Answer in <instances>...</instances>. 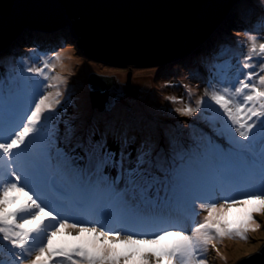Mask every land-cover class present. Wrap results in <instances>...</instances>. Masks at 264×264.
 Instances as JSON below:
<instances>
[{"label": "snow or ice", "instance_id": "obj_1", "mask_svg": "<svg viewBox=\"0 0 264 264\" xmlns=\"http://www.w3.org/2000/svg\"><path fill=\"white\" fill-rule=\"evenodd\" d=\"M248 36L235 82L211 84L207 100L175 109L186 116L212 109L227 146L209 140L190 151L172 144L171 163L151 140L127 167L125 154L117 161L102 139L73 143L69 133L61 144L53 121L63 81L49 75L55 65L47 60L27 71L57 83L34 81L23 99L0 92V256H8L0 264H206L214 239H247L248 223L259 227L253 212L264 211V42ZM253 54L261 58L255 65ZM108 167L116 176L105 174ZM256 183L259 192L217 196ZM248 205L241 227L231 228L225 209ZM182 207L207 215L197 222L198 213L184 216ZM152 223L168 227L150 235L137 230ZM61 234L69 239L58 240Z\"/></svg>", "mask_w": 264, "mask_h": 264}, {"label": "rangeland", "instance_id": "obj_2", "mask_svg": "<svg viewBox=\"0 0 264 264\" xmlns=\"http://www.w3.org/2000/svg\"><path fill=\"white\" fill-rule=\"evenodd\" d=\"M233 11H230L225 20L217 27L215 33L203 46L187 57L168 64L144 67L112 66L86 56L87 63L85 64L87 65L75 67L74 71L70 73L69 79L67 78V81H65L66 87H68L67 84L69 83L72 88L70 92L72 96L70 97L73 98L65 96L60 97L61 105L57 108L58 116H56L53 121L62 143L64 142L66 132L67 134L71 132L70 134L74 137L73 143L88 140L89 136L86 135L88 130L92 128L94 115H102L105 113L108 119L112 120V113L117 108L123 111L127 107L131 110H128L127 114H125V116L128 115V118L134 117L139 120L145 114L154 123L157 119H162L161 124L163 126L177 129L181 135H176V137L182 139L187 146L193 147L195 151L197 143H205L209 140L227 146L223 143L226 140L217 134L222 128L221 118L217 116L212 109L202 108L197 116L195 114L191 116L181 115L179 112L175 111V109L183 108L188 105L195 107L196 102L201 98L207 100L205 92L206 90H211V84H218L219 86L218 82H235L236 78L239 76L238 66L251 48V41L248 36L249 32L257 36V45L264 42V0H241L235 5ZM32 38H39V36L33 35L32 37H28V42L13 46L10 52L16 55H7L0 58V60L8 61V59L13 57V61H20L23 66L25 63L28 67H42L43 61L45 60L50 64H55L56 55H69L70 53H67L68 50L73 52L72 57L81 58L82 52H80L76 46L74 38L62 41L53 49L47 50V52H42V47H39L38 43H35L43 42L44 44V41L39 38L38 41H34L33 43L31 41ZM260 59L258 55L253 54L250 63L255 65ZM1 61L0 65L2 66ZM57 62H59V60H57ZM66 63L67 62H64L62 65ZM100 65H102L104 69H108V71L102 69V67L100 70H97V67ZM95 66L96 68H94ZM100 71L104 72L106 75L116 77L118 80L117 89L119 93H121V98L109 112H100L98 109L94 108V110L97 111H95L93 117L86 119L80 127L79 124L83 122V117L79 118V115L76 113V105H81V102L76 98L75 90L85 87L86 97H89L90 100L88 88L89 76L93 72L99 73ZM0 72V92L8 94L10 93V84L8 80L12 78V75L4 69L0 70ZM58 72H60V70L58 64H56L54 70L49 73V75L56 77ZM29 74L32 78L35 77L34 74ZM129 74L131 75L130 85L128 84ZM260 74L264 75V72ZM38 78H40L38 80H40L42 84L56 83L55 80L44 81L41 77ZM32 80L35 81V78ZM33 87L34 84L32 87L19 84L12 93L18 95L20 99H23ZM56 90V88L44 89V91L52 92ZM111 91L113 92V99L114 97H118V93L116 95L114 89ZM164 94L167 95L166 97L171 96V99L163 105L162 95ZM90 106L92 107L91 102ZM213 107L215 108L216 106ZM72 114H74V118L77 115V120L71 118V120L68 121L67 118H69V115L72 116ZM223 119L226 120V117ZM59 121L62 122L59 123ZM129 122V125H127L129 130L133 131L131 132L133 137L125 148L123 147V138L114 137L112 135L108 136L105 143L107 149L117 155V161L120 160L122 153L128 156L130 154L131 159L129 158L128 161H125V167H127L129 163L134 162L136 152L139 146L144 142V138H141V135L136 133L134 129V120H129ZM113 123H115L114 119L111 126L115 125L117 128L116 124ZM179 126L183 127L182 131L181 129L179 130ZM138 128H140V126ZM186 128L187 130H194L197 133V140H190L188 138ZM75 133L76 135L74 136ZM103 134V132L95 130L91 135L93 136V140H101ZM169 140L170 139H167L165 141H168V145L164 147L166 145L164 144L160 148V152L162 155L166 154L171 163L173 153L172 147L170 146L172 143L169 142ZM81 163H83V161ZM194 165L195 162L193 167L196 168ZM111 169L114 174L110 175L108 173L110 170L109 167L105 169V174L116 176L118 169L112 167ZM237 208H235V211ZM196 210L198 212L197 222H202L207 212L199 208H196ZM253 217L259 227L256 226L253 230L247 231L248 234H246V237L248 236L249 238L242 239V241L240 237L237 236H224L223 238L214 239L208 245L204 253L203 258L206 260V264H236L243 257L258 251L264 245V211L253 212ZM188 227H191V222ZM73 235H75V233H73ZM57 238L59 240L69 239L63 234ZM237 244L240 246V250H238L237 253H233ZM31 258L32 257H29V259ZM24 264H27V261H25Z\"/></svg>", "mask_w": 264, "mask_h": 264}, {"label": "water", "instance_id": "obj_3", "mask_svg": "<svg viewBox=\"0 0 264 264\" xmlns=\"http://www.w3.org/2000/svg\"><path fill=\"white\" fill-rule=\"evenodd\" d=\"M241 0H0V52L24 29L72 27L87 57L125 67L164 65L205 44ZM131 75L129 74V85ZM116 77L91 73L92 107L111 111ZM236 264H264V245Z\"/></svg>", "mask_w": 264, "mask_h": 264}, {"label": "bare ground", "instance_id": "obj_4", "mask_svg": "<svg viewBox=\"0 0 264 264\" xmlns=\"http://www.w3.org/2000/svg\"><path fill=\"white\" fill-rule=\"evenodd\" d=\"M67 29L72 30V27L69 25V26H67ZM39 38H41V40L43 38L46 39V36L45 37H39ZM48 39H50V38H48ZM75 41H76L75 42L76 46L79 47L78 40L75 39ZM37 43H38L39 47L44 46V44L42 42H37ZM42 50H43L42 52L46 51L44 49H42ZM67 53H70V54L69 55L62 54L59 56L60 57L59 62H57V60L54 61V63H55L54 65L58 64V68L60 70V72H58L56 74V77L62 78V81H63V82L59 83V90L63 93V95L61 97L72 96V95H70L72 88H71L69 83L67 84L68 87H66L65 81H67V78L69 79L70 73L74 71V68L78 67V66H86L83 59L72 57L73 52L71 50H68ZM24 62H26V61H24ZM64 62H67V63L62 65ZM104 64L112 65V66H120V65H113V64H109V63H104ZM16 65H17V63H15L14 61H8L7 62V66L13 67ZM101 67H102V69H104L103 66L100 65L99 67H97V70H100ZM94 68H96V66ZM104 70L108 71V69H104ZM93 73H96V72H93ZM99 74H105V73L100 71ZM20 77L21 78L19 80L21 83H23L24 85L32 87L33 84L27 83V82H32V81L28 80V78H30V75L28 74V72L27 73L21 72ZM37 80H38V78L35 77V81H37ZM56 83H57V81H56ZM117 85H118V80L116 79V85L114 87H112L111 89L118 90ZM75 94H76V98L79 99L78 101L81 102V105L79 107H77V109L79 110L78 113L80 112L82 114V116L85 117V119H88V117H93V114H91V109L89 108V105L87 103L85 87H81V89H76ZM16 96L20 99V97L18 95H16ZM166 96H167L166 94L162 95L163 105L165 102H167L168 100L171 99V96H168V97H166ZM126 108L123 111H121L120 108H117L112 113L113 119L115 121V123H113V124H116L117 128L115 127V125L111 126L113 119L109 120L105 113H103L102 115H99V114L94 115L93 121H92L93 122L92 128H90L88 130L86 136H89V138H91L93 140V136L91 135L92 132H94L95 130H99V131L104 133L103 139H102L104 143H105L107 137L112 135L114 137L123 138V147L125 148L126 145L129 143V141L133 137V134L131 133L133 131L129 130V128H128V125L130 123L129 120H134V122H135L134 129L136 130V133H139V135H141V138H144V141L145 140H151V141H154L156 144H158L159 134H161V135L167 136V138L170 139L169 142H171L172 144H175L177 147H184L190 151H195L193 149V147L187 146L186 143L182 139L177 138L176 135H174V133H173L174 129L173 128L163 126L161 124L162 123L161 119L155 121V123H154L145 114L139 120L134 118V117L128 118V115L125 116V114H127L128 110L129 111H131V110L129 108H127V109ZM194 114L197 116L199 114V112L194 113ZM45 115H47V113ZM127 118H128V120H127ZM81 126L82 125H80V127ZM139 126H140V128H138ZM197 136L198 135L196 132L189 131V137L192 138L193 140H197ZM165 144L166 145L164 147H166L168 145V141L165 142ZM124 160L125 161L129 160L127 154L124 155ZM194 166H197V168H199L201 165L198 162H195ZM242 186H244V185H242ZM251 207H252V205L244 206L243 208L238 206L236 211H235V209H233L231 211H228L227 209H225V211L227 212L226 219L229 222V226L233 229L241 227V222L244 220V211L251 209ZM256 226H257L256 223H252V222H249L247 225L248 230H253L254 228H256ZM246 234H248V233L246 232L245 235ZM237 237H239V236H237ZM247 238H249V237L247 236ZM240 240L242 241V238H240ZM234 245H235V243H234ZM207 248H208V246H207ZM239 248H240V246H238V244H237L233 250V253H237V251L240 250Z\"/></svg>", "mask_w": 264, "mask_h": 264}, {"label": "trees", "instance_id": "obj_5", "mask_svg": "<svg viewBox=\"0 0 264 264\" xmlns=\"http://www.w3.org/2000/svg\"><path fill=\"white\" fill-rule=\"evenodd\" d=\"M235 8V7H234ZM233 8V9H234ZM233 9L231 10V12L233 11ZM234 12V11H233ZM30 35V36H29ZM33 35H36V36H39V37H45L46 36V39L45 38H43L42 39V41H44V46L42 47V49H44V50H50V49H53L55 46H57V45H59L62 41H67L66 39H70V38H74V39H76L75 37H74V35H73V32H72V30H70V29H67L66 27H64V28H60V29H58L57 31H55V32H49V33H43V32H41V31H37V30H33V29H24V30H22L20 33H18L17 35H16V37L15 38H13L12 40H11V42L3 49V51L2 52H0V53H2V54H0L1 56H0V58H2V57H5V56H7V55H12V54H14V53H12V52H10V51H12V47L13 46H15V45H19V44H22V43H25V42H28L29 40H28V37H32ZM48 36V37H47ZM48 38H50V39H48ZM38 39L39 38H32L31 39V41L34 43V41H38ZM41 39V38H40ZM37 43V42H36ZM43 43V42H42ZM203 46V45H202ZM78 49H79V51L80 52H82L81 50H80V48L78 47ZM83 53V52H82ZM81 53V59H83V61H84V63H87V57H86V55H84V54H82ZM192 54V53H191ZM14 55H16V54H14ZM9 58H11V57H9ZM12 59H14L13 57L11 58V59H8V61H13ZM1 61V60H0ZM7 60H2L1 61V63H2V66L0 65V70H2V69H4L6 72L8 71L11 75H12V78H10L9 80H8V82H9V84H10V86H9V88H10V90H9V92L10 93H12V92H14V90H15V88L16 87H18V85L20 84H23V83H21L20 82V74H21V72L23 73V72H25V73H27L28 71H27V68H29L28 66H26V64L24 63V66L22 65V63L20 62V61H17V60H14V62L15 63H17V65L16 66H13V67H11V66H7V62H8ZM83 63V62H82ZM87 65V64H86ZM3 72V71H2ZM0 74H1V72H0ZM29 74V73H28ZM30 75V74H29ZM75 76V75H74ZM36 77V76H35ZM35 77H33V78H35ZM31 76H30V78H28V80H30V81H32V82H27V83H31V84H33V79ZM38 78V77H37ZM71 78V77H70ZM38 79H40V78H38ZM72 84V83H71ZM29 89H31V88H29ZM69 98H73V97H69ZM86 99H87V103H88V105H89V108L91 109V114H94L95 113V111H97V110H94V108H92L91 106H90V100H89V97L87 98L86 97ZM80 105H76V108L77 107H79ZM78 109L76 110V113L79 115V118L80 117H83V122L82 123H80L79 125H83V123L85 122V117L84 116H82V114L79 112L78 113ZM73 115L74 114H72V116H70L69 115V118H67L68 119V121H70L71 120V118H73L74 120H77V115H76V117L74 118L73 117ZM88 118H90V117H88ZM159 118V117H158ZM66 119V120H67ZM79 120V119H78ZM157 120H159V119H157ZM156 120V121H157ZM161 121H162V119H161ZM62 121H59V123H61ZM78 122V121H77ZM54 126H56V125H54ZM174 127V126H173ZM180 128H179V130L181 129V131L183 130V127L182 126H179ZM176 128V127H175ZM186 130H187V128H186ZM189 131H194V130H187L186 132H187V136H188V138L190 139V140H193L192 138H190L189 137ZM195 132V131H194ZM71 133V132H70ZM173 133H174V135H181V133L177 130V129H174L173 130ZM66 135H68L67 134V132H66ZM76 135V133L74 134V136ZM58 138H59V141H60V143L61 144H63L62 143V140L60 139V137L58 136ZM72 138H74V137H72ZM102 139H103V137H102ZM107 139H108V137H107ZM106 139V140H107ZM168 138H167V136H165V135H161V134H159V139H158V144L157 145H159L160 146V148L165 144V141L167 140ZM222 142H223V140H222ZM105 143H106V141H105ZM225 145H226V141L225 142H223ZM118 157H117V155H115V159H117ZM128 159H129V156H128ZM196 168H197V166H195ZM110 168V170H109V174L110 175H112V174H114L113 173V170L111 169V167H109ZM225 179H228V178H230V176H228V175H225V177H224ZM250 187V190H248L247 192H259L260 190H258L260 187H259V184L258 183H256V184H254V185H251V186H249ZM248 189V185H244V186H240L239 188H236V189H232V188H227V189H225V190H223V191H220L218 194H217V196H225V197H236V198H240L241 196H242V193H240L238 190H247ZM163 193H161V195H162ZM217 201L218 202H222V201H220L219 199H217ZM181 211H182V214L184 215V216H190L192 213H193V211H195V212H197V210L195 209V210H193L191 207H182V209H181ZM198 213V212H197ZM79 218V217H78ZM197 218H198V216H197ZM197 218H196V220H197ZM189 223H190V221H188L187 223H186V227H188L189 226ZM109 227H116V225H114V224H109L108 225ZM166 227H168V225H166V224H162V223H152V224H146L145 226H143V227H141V228H139V229H137L138 231H141V232H145V233H148L149 235L150 234H152V233H155V232H158L160 229H162V228H166ZM58 239V238H57ZM59 240V239H58ZM33 255H34V253H33ZM0 259H4V260H7L8 259V256H7V254L5 253L4 255H2V256H0ZM25 263V262H24Z\"/></svg>", "mask_w": 264, "mask_h": 264}, {"label": "clouds", "instance_id": "obj_6", "mask_svg": "<svg viewBox=\"0 0 264 264\" xmlns=\"http://www.w3.org/2000/svg\"><path fill=\"white\" fill-rule=\"evenodd\" d=\"M234 7H235V6H234ZM234 7H233V8H234ZM233 8H232V9H233ZM203 45H204V44H203ZM198 49H199V48H198ZM198 49H197V50H198ZM192 53H193V52H192Z\"/></svg>", "mask_w": 264, "mask_h": 264}]
</instances>
